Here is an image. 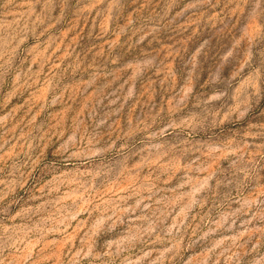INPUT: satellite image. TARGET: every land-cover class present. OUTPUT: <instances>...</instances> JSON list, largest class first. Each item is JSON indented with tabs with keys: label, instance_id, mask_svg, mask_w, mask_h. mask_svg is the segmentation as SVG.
Segmentation results:
<instances>
[{
	"label": "rangeland",
	"instance_id": "obj_1",
	"mask_svg": "<svg viewBox=\"0 0 264 264\" xmlns=\"http://www.w3.org/2000/svg\"><path fill=\"white\" fill-rule=\"evenodd\" d=\"M0 264H264V0H0Z\"/></svg>",
	"mask_w": 264,
	"mask_h": 264
}]
</instances>
